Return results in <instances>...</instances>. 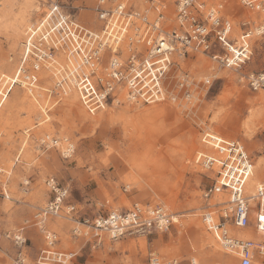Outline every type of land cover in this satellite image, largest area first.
<instances>
[{
	"label": "rangeland",
	"instance_id": "374dc122",
	"mask_svg": "<svg viewBox=\"0 0 264 264\" xmlns=\"http://www.w3.org/2000/svg\"><path fill=\"white\" fill-rule=\"evenodd\" d=\"M30 1L31 17L18 31L16 20L23 0H0L3 91L10 80L2 74L11 77L18 69L24 32L41 17L48 0ZM64 3L73 18L99 28L93 0ZM227 5L224 15L236 26L244 15L254 20L251 57L237 69L216 68L200 53L177 58L178 63L174 59L166 83L173 88L180 70L188 71L194 81L189 102L171 100L169 95L161 102L129 100L121 96L120 89L126 87L119 85L108 105L91 114L79 96L75 104L68 103L54 86L52 74L25 67L20 77L33 76L29 88L38 103L26 87L15 82L0 107V264H11L18 251L6 235L9 232L21 230L27 238L30 264L45 247V233L36 214L51 197L48 179L67 188L59 214L46 220V229L57 234L56 248L75 253L67 264H148L151 252L160 260L175 259L177 264H190L192 257L197 264H240L239 255L221 246L203 226L202 191L213 182L214 174L194 160L197 151L213 152L201 137L214 133L239 140L250 155L257 182L264 177V90L252 91L241 79L246 73L264 71V32H255L264 23H258L255 11L241 9L238 0H228ZM235 13L238 18L233 17ZM239 31L233 29L234 34ZM205 78L211 83L203 84ZM173 93L181 95L177 89ZM46 134L59 138L63 145L65 139L70 141L74 151L64 157L58 147L42 144ZM217 196L227 198L223 192ZM69 204L75 206L71 215L79 220L127 211L134 204L162 205L178 219L163 231L127 232L116 240L102 234L97 241L73 234L74 221L66 213ZM252 264L263 262L255 259Z\"/></svg>",
	"mask_w": 264,
	"mask_h": 264
},
{
	"label": "built area",
	"instance_id": "2783aa9c",
	"mask_svg": "<svg viewBox=\"0 0 264 264\" xmlns=\"http://www.w3.org/2000/svg\"><path fill=\"white\" fill-rule=\"evenodd\" d=\"M241 9L256 12L258 23H264V0H238ZM65 0H48L45 23L35 29L31 43L26 42L22 62L49 68L72 59L75 67L67 73L75 81V89L86 111L93 114L103 109L114 98L117 86L128 85L129 93L143 102H161L183 99L189 102L194 85L186 70H180L174 87L166 83L174 59L185 60L190 54L205 55L214 66L237 69L251 57L252 19L245 15L238 18L237 26L224 15L226 0H94V10L99 28L83 24L68 12ZM238 5V6H239ZM234 8V7H233ZM242 14V13H241ZM44 15V14H43ZM235 27L239 32H233ZM42 30V31H41ZM51 39L46 42L45 37ZM52 37V38H51ZM59 53L63 55L60 58ZM175 57V58H174ZM27 59V60H26ZM35 60V61H34ZM22 63V64H23ZM30 65V64H29ZM67 67L61 66L66 72ZM54 86L65 93L71 86L60 72L55 76ZM252 91L264 90V71L242 75ZM211 83L205 78L203 84ZM177 89L181 95L174 94ZM44 136L41 143L61 149L64 157L74 151L67 142L63 145L56 137ZM201 141L213 150L197 151L195 162L214 174V180L205 186L202 197L205 207L201 221L221 245L236 249L240 264H252L260 259L264 264V241L241 238L231 233L232 229L249 226L264 235V177L256 183L254 194H245V185L252 175L253 164L244 145L236 139L218 134L204 133ZM46 185L51 193L46 205L36 214L37 224L49 215H57L67 195V188L54 179ZM225 193L227 201L209 200L218 193ZM255 210V211H254ZM74 205L66 206L72 214ZM171 213L162 205L141 206L134 204L127 211H111L105 215L79 220L73 215L72 232L75 236H90L99 241L102 234L116 240L125 233H150L163 231L174 223ZM45 247L33 264H67L75 255L56 248V232L42 229ZM17 247L11 264H30L25 251L27 238L21 230L6 234ZM175 259L160 260L154 252L149 254L148 264H177ZM190 264H194L191 260Z\"/></svg>",
	"mask_w": 264,
	"mask_h": 264
},
{
	"label": "bare ground",
	"instance_id": "6f19581e",
	"mask_svg": "<svg viewBox=\"0 0 264 264\" xmlns=\"http://www.w3.org/2000/svg\"><path fill=\"white\" fill-rule=\"evenodd\" d=\"M94 1V0H93ZM228 2V0H226V3ZM225 3V4H226ZM30 5H31V1L30 0H23V2H22V7H21V12H20V16H19V19L18 20H16V28L18 29V31H22V27H24L26 24H27V22H28V20L30 19V17H31V14H32V10H33V8H32V6L30 7ZM34 10L35 11H40V7H37V6H34ZM225 10H226V7H225V9H224V12H225ZM250 11V10H249ZM44 14V15H43ZM43 14L41 15V17L39 18V19H37L36 21H34L29 27H27L26 28V30H25V32H24V37H23V41H22V44H21V56H22V53L24 54L25 53V48H26V42L28 41L29 42V44L31 43V38L29 39V37L30 36H32V38H34L36 35L34 34V32H35V29H38L37 27L39 26V27H41V25L43 24L44 25V23H45V16H46V14H48V10H47V8H45V10H44V12H43ZM263 17H264V14H261ZM15 17V16H14ZM96 17H97V15H96ZM96 22H98V24H97V26H99V21H98V19L96 20ZM42 31V30H41ZM252 30H251V35H252ZM256 33H262V32H264V24L263 25H260V26H258L257 27V30L255 31ZM46 38V42L47 43H50L51 42V39L49 38V37H45ZM52 38V37H51ZM35 39V38H34ZM59 55H60V58H62L63 57V55L61 54V53H59ZM175 58V57H174ZM27 60V59H26ZM175 60L177 61V63H178V59L177 58H175ZM35 61V60H34ZM70 62H68V61H66V59H64L63 61H61V62H64V64L65 65H61L60 63H57V64H55V65H53V66H51V67H49V68H46V67H44V66H40V64H38V62L39 61H35L36 62V65L38 66L37 67V70H46L49 74H48V76L50 77V75H51V73H53L55 76H57V73L58 72H60L62 75H66V78H67V80H68V82L69 83H71L70 85L71 86H69V89L68 90H66V92L63 94L64 95V97H66V98H68V103L70 104V105H73V104H75L76 103V101H77V99H78V96H79V93H77V91H76V89H75V85L74 84H76L75 83V81H76V79H75V81H73L72 80V78L67 74V73H69L68 72V70L67 69H69V70H71V72H72V68L73 67H75L74 65H75V63L74 62H72L73 60L72 59H70L69 60ZM27 61H24V63L22 62V59L20 58V63H19V67H18V69L16 68L15 69V71L13 72V74H12V76L11 77H9V76H7V75H5V74H2L3 76H6V77H8L9 78V80H10V82H9V85L7 86V88L3 91V90H0V91H2V93L0 92V101L2 102H0L1 104H0V107H1V105L3 104V102L6 100V98H7V92L8 91H10V90H12L13 89V87H14V84H15V82H20L24 87H26L27 88V90L29 91V93L33 96V98L36 100V98L34 97V94L32 93V91H31V89L29 88L30 86V84H31V81H30V79L31 78H33V76H31L30 74H26V75H24V78H21L20 76V73L22 72H25V70H26V68L25 67H27V68H29V69H31L32 70V64H33V66H34V62L31 64V61L29 62V63H26ZM23 63V64H22ZM30 64V65H29ZM61 66H63V69H64V67H67V68H65L66 69V72H64L62 69H61ZM216 68H219V67H217L216 66ZM36 70V71H37ZM70 74V73H69ZM222 74H225V75H227L228 73H222ZM53 77V76H52ZM1 86V85H0ZM123 87H126L127 88V91H128V93H127V91H126V88L125 89H120V90H122V94H121V96L122 97H124V96H126V97H124V98H127V99H129V100H131V99H135L133 96H132V94H130L129 93V88H128V85H126V86H124L123 85ZM33 88V87H32ZM43 89V88H42ZM62 92V91H61ZM127 95H128V97H127ZM79 99H80V96H79ZM135 100H137V99H135ZM37 101V100H36ZM46 101V99L44 100V102ZM138 101V100H137ZM67 102V101H66ZM37 103H38V101H37ZM82 104V103H81ZM40 106V108H41V110L43 111V112H45V115L46 116H48L47 114H46V110H45V108L42 106V105H39ZM103 107H104V105H103ZM102 107V108H103ZM48 119H45V120H43L42 122H40L39 124H41V123H44V122H46ZM208 133V132H207ZM210 134V133H209ZM47 136H48V134H46ZM49 137V136H48ZM48 139H50V138H48ZM42 140H43V137H42ZM65 141L67 142V144H68V146H70L71 148H73V145H72V143L70 142V141H67L66 139H65ZM74 149V148H73ZM207 171V170H206ZM196 172V171H195ZM256 174L254 173V170L252 171V175L248 178V180H247V182H246V185H245V194L247 195V196H252L253 194H254V187H255V185H256V183H257V176H255ZM218 194H220V193H218ZM217 194V195H218ZM217 195L214 197L216 200H214V202H217V201H220V198L219 197H217ZM223 201H227V198L225 197V199L223 200ZM214 202H211V203H214ZM164 207V206H163ZM255 211V210H254ZM113 212V211H112ZM172 214V213H171ZM171 217H172V219H173V221H174V223L177 221V215H171ZM47 218V217H46ZM46 218H45V220H46ZM45 220H44V223H43V221L41 220L39 223L41 224L40 225V229L42 230V229H46V224H45ZM234 234H236L237 236H240V237H243V238H249V239H252V240H257L258 238H261V237H264V235H261V234H259V233H257L253 228H249V227H246V228H242V229H238V230H235L234 232H233ZM214 236V235H213ZM217 241H218V243H220V245H221V242L218 240V239H216ZM259 240V239H258ZM261 241H264V239H260ZM216 242V241H215ZM215 244V243H214ZM222 246V245H221ZM213 248H215V247H213ZM225 248V247H224ZM216 249V248H215ZM225 249H227V248H225ZM231 251H233V252H236L235 250L236 249H230ZM177 261V260H176ZM192 261L194 262V264H197V262H196V259L194 258V257H192Z\"/></svg>",
	"mask_w": 264,
	"mask_h": 264
},
{
	"label": "crops",
	"instance_id": "0c3cea01",
	"mask_svg": "<svg viewBox=\"0 0 264 264\" xmlns=\"http://www.w3.org/2000/svg\"><path fill=\"white\" fill-rule=\"evenodd\" d=\"M262 16V15H261ZM48 76V75H47ZM1 102V101H0ZM1 104V103H0ZM83 106V105H82ZM84 107V106H83ZM85 108V107H84ZM94 114V113H93ZM5 192H6V190H5ZM7 193V192H6ZM7 197H8V195H7ZM218 197V196H217ZM220 201H223V200H221L220 199ZM213 202H214V200H213ZM46 220H47V218H46ZM46 220H45V224H46V227L48 226V223L46 222ZM250 227V226H249ZM250 228H252V227H250ZM236 229H232L231 230V233L234 235V236H237L236 234H234L233 232L235 231ZM50 231V230H49ZM209 233H211V232H209ZM212 234V233H211ZM212 236H213V234H212ZM214 237V236H213ZM237 237H240V236H237ZM215 238V237H214ZM241 238H243V237H241ZM216 239V238H215ZM217 241V240H216ZM255 241H257V240H255ZM218 242V241H217ZM235 253H237V255H238V251L236 250V252Z\"/></svg>",
	"mask_w": 264,
	"mask_h": 264
},
{
	"label": "snow or ice",
	"instance_id": "6c2138e0",
	"mask_svg": "<svg viewBox=\"0 0 264 264\" xmlns=\"http://www.w3.org/2000/svg\"><path fill=\"white\" fill-rule=\"evenodd\" d=\"M262 219H264V217H262Z\"/></svg>",
	"mask_w": 264,
	"mask_h": 264
}]
</instances>
